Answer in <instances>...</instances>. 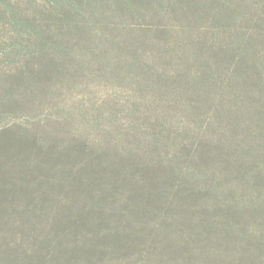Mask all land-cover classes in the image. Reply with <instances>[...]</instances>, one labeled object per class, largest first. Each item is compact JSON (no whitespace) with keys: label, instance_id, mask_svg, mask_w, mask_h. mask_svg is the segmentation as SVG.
<instances>
[{"label":"trees","instance_id":"trees-1","mask_svg":"<svg viewBox=\"0 0 264 264\" xmlns=\"http://www.w3.org/2000/svg\"><path fill=\"white\" fill-rule=\"evenodd\" d=\"M103 1L9 8L16 37L4 55L20 67L0 115L25 108L32 88L63 82L70 69L55 52L84 44L86 17L102 20ZM113 3L179 24L153 32L165 52L154 58L170 67L149 66L147 41L114 43L116 74L159 101L145 96V123L116 122L118 133L99 139L0 136V207L40 220V264H264V0ZM189 99L196 112L181 121Z\"/></svg>","mask_w":264,"mask_h":264},{"label":"rangeland","instance_id":"rangeland-1","mask_svg":"<svg viewBox=\"0 0 264 264\" xmlns=\"http://www.w3.org/2000/svg\"><path fill=\"white\" fill-rule=\"evenodd\" d=\"M63 1L75 4L76 0H0L2 16H0V99L2 101H5L4 97L8 95L5 94V89L8 88L11 75H15L20 67L13 58L4 55L11 49L12 37H16L12 31L14 17L9 8L14 5L20 10L34 12L41 6ZM113 2L114 0L103 1L106 6L104 11L107 13L102 20L86 17L90 23L84 44H78L76 41L71 44L69 41L55 52L58 59L64 62V66L70 69L63 82L54 86L49 92L41 88L38 90L32 88V92L27 94L29 103L21 110L2 106L0 136L27 134L43 139L69 142L76 138L85 140V137L99 139L103 133L115 135L118 133L113 129L116 122H120L130 131H132L129 127L131 123L135 121L145 123L143 120L146 113L144 107L147 103L145 96L154 97L157 102L159 101L158 92L142 93L131 77L125 82L116 74L119 71L114 61L118 62L119 55L114 48V43L119 39L122 40L121 43L126 44L147 41L146 44L152 46L147 48L148 51L155 52L150 59H147L149 66L162 69L170 67V63H175L173 59L163 58L158 61L154 58L156 49L160 48L162 52L164 50L161 46L153 49L154 38L157 36V33L153 32L165 27L163 23H168V28L174 27L180 30L179 24L176 21L173 22L170 14L163 21H160L161 15L155 16L149 13L150 16H148L143 11L144 6L139 8L135 4H133L134 7L132 6L133 9L128 6V10L120 12L115 6L117 3ZM109 5L111 6L108 7ZM103 24H106V28L115 34L114 40L103 28ZM166 36L172 41V36ZM17 50L23 51V47L19 46ZM105 59L108 63L104 66ZM185 62L186 64L182 62L184 66L192 65L187 60ZM184 73L186 72H182L176 78L182 79ZM6 81L8 82L5 83ZM191 85L193 83L189 84ZM180 89L171 90L168 93L174 98L173 96H176ZM4 90L5 93H1ZM179 95L183 96L182 93ZM136 99L138 103L135 102ZM189 100L192 101L190 108L187 104L176 111L181 121L188 122L190 113L196 112V100ZM150 106L154 109L155 117V109L159 106L155 104ZM165 110L167 111V108ZM200 111L204 112L203 109ZM153 121L147 120L148 131ZM198 124L196 122L193 130L198 127ZM16 210L15 213L13 210L0 207V264H40L36 258V253L41 246L40 240L44 235L40 232V220L31 218L20 208Z\"/></svg>","mask_w":264,"mask_h":264}]
</instances>
